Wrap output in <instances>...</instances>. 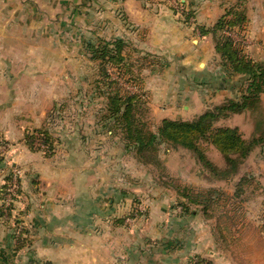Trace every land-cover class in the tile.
<instances>
[{
  "label": "crops",
  "instance_id": "crops-1",
  "mask_svg": "<svg viewBox=\"0 0 264 264\" xmlns=\"http://www.w3.org/2000/svg\"><path fill=\"white\" fill-rule=\"evenodd\" d=\"M8 1L12 3L9 15L0 6L2 35L4 31L13 35L19 30H50L48 21L54 15L73 17L70 29L97 30V35L98 30H106L112 41H123L122 56L130 73L140 89L144 86L150 94L154 129L163 119L181 117L168 114L180 110L184 117L192 108L196 113L235 94L239 79L228 80L214 65L218 55L213 39L201 33L221 18H236L231 28L236 40H250L245 54L264 64V0H0V4ZM70 3L79 9L70 14L62 11ZM61 26L66 24L61 22ZM19 67H23L20 72ZM34 69L35 64L27 60L9 63L0 58V124L12 123L16 132L33 125L35 114L39 122L51 110V100L36 93L35 84L42 77L35 76ZM17 116L33 118L20 121ZM235 117L253 118L254 126L263 124V95L256 109ZM80 121L77 129L93 134L75 138L78 157L74 163L65 157L64 164L58 165L29 152L24 159L17 157L27 169L22 185L31 232L30 246L17 264H259L258 252L244 256L236 249L224 250L218 235L199 231V227L194 233V219L184 225L188 218L175 216L166 203L153 198L143 219L127 224L124 217L131 208L123 200L126 191L111 187L113 167L108 164L116 155L127 153L124 145L96 120L91 124ZM146 168L136 163L141 179L146 177ZM1 179L0 175V186ZM143 187L147 195L160 191ZM11 243L0 228V252L9 250Z\"/></svg>",
  "mask_w": 264,
  "mask_h": 264
},
{
  "label": "rangeland",
  "instance_id": "rangeland-1",
  "mask_svg": "<svg viewBox=\"0 0 264 264\" xmlns=\"http://www.w3.org/2000/svg\"><path fill=\"white\" fill-rule=\"evenodd\" d=\"M1 5L5 8L4 13L9 15L12 3L8 1ZM78 6L74 3L65 4L62 6V11H67L70 14L75 9L78 10ZM51 10L53 11L54 8ZM51 17L48 21V25H52L50 30H30L28 33L26 32L27 34L24 30H19L17 34L13 35L5 31L2 35L0 31V58L9 63L11 60H27L35 64V76L42 77V81L35 84L36 93H43L51 100L50 112L45 117H41L39 122H37L38 116L35 114L33 125L29 124L27 128L20 129L19 132L15 131L12 123L7 124L3 121L0 124V127L2 126L0 128V167L2 165L0 170L2 176L0 228L12 241L9 250L0 252L2 264H17L19 258L24 256V250L30 246L28 239L31 235L30 224L26 220L27 200L22 185L27 169L22 165L23 160L17 157L24 159L26 154L29 155V152L42 160L52 161L58 165L64 164L65 157H68L70 163H74L75 158L78 157L75 138L89 137L91 133L87 130L77 129V124L79 126L81 122L80 119H83L84 124L96 121L101 124V117L106 110V92L108 91L105 89V81L102 82L103 78L100 73L102 68L92 61L88 44L101 47L103 42L106 43L107 40L112 41V39L108 37L106 30H98L99 35H97L94 34V31L97 30L70 29V22H75L73 17L70 19L69 17L60 19L54 15ZM61 22L65 23L66 27L62 28ZM5 25L6 23H4ZM8 28L9 25H7ZM220 34L229 38L246 55V46L252 43L250 40H246L244 43L237 41V34L231 29L223 30ZM15 37L17 39H14ZM215 64L222 70L219 58L214 62ZM22 68L19 67V72ZM106 69L109 78L116 82V86L112 88L118 89L123 95L138 92L132 81L117 76L115 70L111 68L103 67V70L106 71ZM140 93L145 104L142 108L143 120L147 127L155 132L156 128L154 129L152 125L153 120L150 113L152 103L150 94L147 93L144 86ZM262 95L264 100V93ZM223 102L210 103L205 109H200L196 113L195 108H192L189 115H184V117L179 110L178 113L174 112L168 116L179 115L181 117L163 120H192ZM37 110L40 109L36 108V112ZM98 110L100 112L95 115ZM235 116L230 115L226 119H222L216 126L236 128L246 141L256 138L264 129H261L264 123L254 126L253 118L242 119ZM17 117L20 121L33 118ZM7 118L8 116L5 120ZM97 132L100 131L97 130L96 135H98ZM117 135L124 145L121 135L119 133ZM200 148L203 150L207 162L219 170L225 169V160L214 147L201 143ZM116 156V159L108 162L113 167V178L112 180L110 178L108 182L111 180L112 188L126 191L123 200L131 208L124 217L127 224L134 219L142 220L143 215H146L147 206L150 205L153 198L155 202L166 203L172 208L175 216L188 218L184 225L192 223L194 219V224H192L195 225L192 227L194 233L199 227V231H210L209 233L218 235L220 237L219 245L226 251L236 249L241 251L244 256L248 252H258L259 264H264V147L252 151L240 165L236 175L226 179L214 176L192 153L182 149L160 147L159 164L154 167L145 166L147 174L143 179L136 174L135 166L138 162L132 152ZM167 161H169V167ZM143 170L145 171V169ZM14 175L16 179H14ZM136 176H138L137 182H133ZM13 184H15L16 198L10 200V204H5V191ZM135 184L139 185L141 189H137ZM143 186L149 187V191L151 187L159 188L160 191L147 195ZM185 196H188L189 199ZM118 198L121 196H117ZM190 199H195L202 204H191ZM237 236H241L242 240H239Z\"/></svg>",
  "mask_w": 264,
  "mask_h": 264
},
{
  "label": "trees",
  "instance_id": "trees-1",
  "mask_svg": "<svg viewBox=\"0 0 264 264\" xmlns=\"http://www.w3.org/2000/svg\"><path fill=\"white\" fill-rule=\"evenodd\" d=\"M237 22L236 18L232 20L224 17L209 30H201L203 35L212 37L221 71L227 79H239L233 97L192 120H162L155 132L143 120V96L139 82L130 73L122 56L123 41L101 42V47L88 44L92 61L102 68V82L105 81V89L108 91L101 124L108 129L107 132L121 135L125 150L132 152L138 163L154 167L159 164L160 147L182 149L192 153L214 176L226 179L236 175L240 165L252 151L264 147V129L256 138L246 141L238 129L216 126L230 115H238L258 107L264 93V64L249 59L229 38L220 34L223 30L231 29ZM103 67L111 68L117 76L132 81L138 92L123 95L118 89L112 88L116 86V82L109 78L107 69L105 71ZM201 143L209 144L221 154L226 163L225 169L219 170L207 162L200 148ZM185 198L189 199L188 196ZM190 201L191 204H202L195 199Z\"/></svg>",
  "mask_w": 264,
  "mask_h": 264
},
{
  "label": "built area",
  "instance_id": "built-area-1",
  "mask_svg": "<svg viewBox=\"0 0 264 264\" xmlns=\"http://www.w3.org/2000/svg\"><path fill=\"white\" fill-rule=\"evenodd\" d=\"M14 179H16V176L14 175ZM15 190V184H13V186L11 188H7L6 195H5V204L9 203L10 204V200H13L14 198H16V193L14 192Z\"/></svg>",
  "mask_w": 264,
  "mask_h": 264
}]
</instances>
